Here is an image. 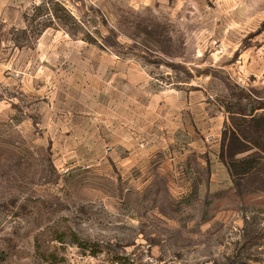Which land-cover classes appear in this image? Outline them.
Returning a JSON list of instances; mask_svg holds the SVG:
<instances>
[{
	"label": "rangeland",
	"instance_id": "obj_1",
	"mask_svg": "<svg viewBox=\"0 0 264 264\" xmlns=\"http://www.w3.org/2000/svg\"><path fill=\"white\" fill-rule=\"evenodd\" d=\"M145 88L252 171L159 165ZM0 264H264V0H0Z\"/></svg>",
	"mask_w": 264,
	"mask_h": 264
},
{
	"label": "crops",
	"instance_id": "obj_2",
	"mask_svg": "<svg viewBox=\"0 0 264 264\" xmlns=\"http://www.w3.org/2000/svg\"><path fill=\"white\" fill-rule=\"evenodd\" d=\"M119 69V73L123 74V78H121L125 83H140L145 82L148 84V79L144 75L141 78L139 77H131L127 74H130L133 70H138L135 67L129 68H117ZM129 70L130 72H126ZM113 78L110 79L112 82ZM114 81H119V79L114 78ZM122 82V81H121ZM123 82V83H124ZM156 85V84H155ZM148 86V85H147ZM149 92L147 88H145L141 93V100L138 101V107H141V111H137L138 117L141 118L143 116V120L145 121V129L149 132L147 134L146 139L147 143L150 144V152L156 153L159 151V155H165L164 159L159 157V165L160 161L167 163L168 165H178V159L180 155H187L190 153L196 152L199 157L197 161L199 162L198 165H211L212 162H215L216 165H226L220 162L218 158L217 151L211 152L210 146L207 145L206 140L208 139V134L205 136V130L201 131L196 129H190L191 124H188L189 130L186 131L184 126L180 122H189L191 117L189 118V106L185 105L183 107V114L179 113V107H176L175 110L170 109L168 112H163V116L165 118H169L167 124L160 125L159 122L161 120L160 113H159V90L155 88ZM137 100V99H136ZM204 117H208L209 112L202 111ZM142 115V116H141ZM212 118V117H208ZM188 119V120H187ZM176 120V121H175ZM165 129V130H164ZM182 129V130H180ZM199 131L200 133H198ZM221 143V142H220ZM206 158L207 163L205 161ZM210 163V164H209ZM227 169V168H226ZM212 177V174H211Z\"/></svg>",
	"mask_w": 264,
	"mask_h": 264
},
{
	"label": "trees",
	"instance_id": "obj_3",
	"mask_svg": "<svg viewBox=\"0 0 264 264\" xmlns=\"http://www.w3.org/2000/svg\"><path fill=\"white\" fill-rule=\"evenodd\" d=\"M221 146L222 150L220 156L228 166L229 172L233 179L248 175L257 164V159L255 158H247L243 160H236L235 158H233V151L229 148V145L226 144L224 136ZM225 154L227 156V160L224 157Z\"/></svg>",
	"mask_w": 264,
	"mask_h": 264
}]
</instances>
